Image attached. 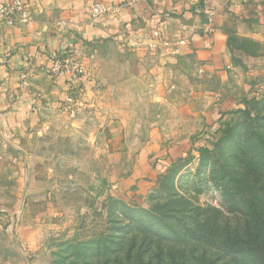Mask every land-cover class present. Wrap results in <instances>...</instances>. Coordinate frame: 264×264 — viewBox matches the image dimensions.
Masks as SVG:
<instances>
[{
	"label": "rangeland",
	"instance_id": "374dc122",
	"mask_svg": "<svg viewBox=\"0 0 264 264\" xmlns=\"http://www.w3.org/2000/svg\"><path fill=\"white\" fill-rule=\"evenodd\" d=\"M189 1L187 15L219 29L216 62L146 23L122 46L59 57L81 73L37 142L31 198L22 201L14 182L0 191V210L43 223V234L26 250L1 231L0 264H102L95 248H109L127 224L156 228L150 212L189 227L195 219L235 226L245 213L251 193L230 170L241 146L264 145V0H180ZM7 144L0 137V164L15 154Z\"/></svg>",
	"mask_w": 264,
	"mask_h": 264
},
{
	"label": "crops",
	"instance_id": "0c3cea01",
	"mask_svg": "<svg viewBox=\"0 0 264 264\" xmlns=\"http://www.w3.org/2000/svg\"><path fill=\"white\" fill-rule=\"evenodd\" d=\"M10 1L0 0L2 3ZM91 1L103 3L108 10L95 17L89 9ZM23 2L28 15L25 20L0 18V137L6 139L15 153L8 156L11 159L8 163L0 164V191H6L3 186L6 182L21 185L18 189L22 201L30 200L32 195L37 142L53 125L54 116L60 117L56 115L58 102L69 88L65 76L51 74L53 59L67 53L96 56L95 48L105 42L122 46L132 39L134 28L141 26L138 31H143L146 23L169 40L176 36L185 52L197 59L218 60L219 29L213 31L209 25L203 28V21L195 13L187 15V10L193 9L188 5L193 4L192 1ZM10 215V211L0 210V223L5 225L7 221V227L0 226V232H10L17 237L23 249H37L44 224L34 220L19 223L15 211Z\"/></svg>",
	"mask_w": 264,
	"mask_h": 264
},
{
	"label": "trees",
	"instance_id": "16d2710c",
	"mask_svg": "<svg viewBox=\"0 0 264 264\" xmlns=\"http://www.w3.org/2000/svg\"><path fill=\"white\" fill-rule=\"evenodd\" d=\"M262 127L264 128V123ZM248 133L244 135V142H247ZM257 136L264 140L263 131ZM233 161L230 176L238 177L239 188H248L251 193L250 197L246 196L243 200L245 213L234 216L235 226L230 225V219H227L223 227L212 225L207 220L195 219L193 227H189L186 223L174 221L172 224L167 221L171 217V220H174L172 213L160 215L155 211V214L150 212L156 228L137 227L132 231L129 229L130 224H127L124 227L126 234H119L116 239L109 236V248L100 245L95 248L97 262L264 264V145L260 146L256 153L247 150L246 144L241 146L239 153L234 154ZM223 191L226 192V188H223ZM127 210L134 211L130 208ZM159 229L170 230L171 236L160 233ZM105 252L108 255L100 258Z\"/></svg>",
	"mask_w": 264,
	"mask_h": 264
},
{
	"label": "built area",
	"instance_id": "2783aa9c",
	"mask_svg": "<svg viewBox=\"0 0 264 264\" xmlns=\"http://www.w3.org/2000/svg\"><path fill=\"white\" fill-rule=\"evenodd\" d=\"M89 9L91 14L95 17L102 15L108 7H106L101 2L91 1L89 3ZM20 17L25 20L28 15L25 10V4L23 0H11L7 3L0 2V18H6L11 20L13 18ZM158 34V32H156ZM51 72L55 75L65 76L68 82L72 83V80L81 73V69L78 66V62L73 60L70 57L65 58H55L51 64ZM68 77V78H67ZM71 95L68 96V100H64V102H71Z\"/></svg>",
	"mask_w": 264,
	"mask_h": 264
}]
</instances>
